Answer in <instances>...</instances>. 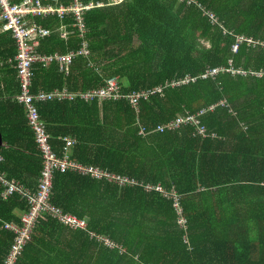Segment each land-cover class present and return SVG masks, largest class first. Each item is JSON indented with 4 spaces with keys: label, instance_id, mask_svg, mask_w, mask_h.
<instances>
[{
    "label": "trees",
    "instance_id": "16d2710c",
    "mask_svg": "<svg viewBox=\"0 0 264 264\" xmlns=\"http://www.w3.org/2000/svg\"><path fill=\"white\" fill-rule=\"evenodd\" d=\"M84 1L104 4L84 15L89 56L76 57L67 75L54 63L33 64V95L63 88L81 94L110 79H117L125 95L196 81L165 87L137 107L125 98L38 102L50 146L60 155L63 138L72 137L73 160L160 185L180 197L182 211L173 198L139 185L55 171L50 202L86 219L87 228L41 213L15 264H264V75L232 73L264 70V0H125L115 6ZM36 22L55 32L39 42L36 53L80 49L76 33L68 39L57 35L59 26L73 23L72 16ZM240 37L259 45L243 42L233 53ZM16 55L12 33L0 29V173L34 192L41 158L17 102ZM214 69L222 71L201 78ZM212 106L199 118L213 138L189 124L158 129ZM3 189L0 181V264L14 237L4 224H20L18 214L28 209L17 193L3 199Z\"/></svg>",
    "mask_w": 264,
    "mask_h": 264
},
{
    "label": "built area",
    "instance_id": "2783aa9c",
    "mask_svg": "<svg viewBox=\"0 0 264 264\" xmlns=\"http://www.w3.org/2000/svg\"><path fill=\"white\" fill-rule=\"evenodd\" d=\"M53 1V2H52ZM59 0H51V3H43L42 0H23L20 4H13L11 0H0V23L2 30L10 31L13 35L17 46V55L15 57L17 61V69L19 75V94L17 102L22 105L25 111V117L29 129L33 132L34 141L41 158V172L38 178V184L34 192L28 191L13 181L7 180L4 175L0 173V181L2 182L4 189L1 193L3 199H7L13 193H17L23 196L27 201L28 209L23 212L20 217V224L13 223L4 224V228L11 230L14 233L12 243L9 247L8 256L4 260L3 264H15L17 258L21 255L23 247L30 240V233L38 216L41 213H48L55 219L59 220L65 225H70L74 228L86 229V219L76 217L71 213H66L60 208L54 206L50 202L52 177L55 171L60 173L72 172L79 176H85L95 179H105L106 181L120 186H140L145 192H156L164 194L166 197L173 198L174 207L181 213L182 208L180 206V197L174 192L166 193L160 185L139 184L134 179L128 177L118 176L112 173L102 172L99 168L90 166H83L77 161L71 158L70 148L75 145L76 140L72 137L63 138L65 145L60 155H57L51 148L49 143V135L46 132L45 125L39 118L35 104L38 102L74 100L76 98L83 99L85 101H92L97 99L103 101L107 99H119L125 98L134 106L137 107L141 99H148L150 95L155 92L163 90L165 87L179 86L184 83L196 81V79L185 78L184 80L174 81L168 83L165 86L155 87L152 90L144 91L135 94L125 95L121 92L117 79H110L106 82V86L99 90L88 91L81 94H72L63 88L61 90L55 89L51 92H39L33 95L31 93V68L33 64H40L43 68L48 67L54 63L58 66L60 73L67 75L73 60L78 56L88 57L90 52L87 45L86 30L84 15L89 11L103 7L102 3H86L84 0H71L70 4L64 5L58 3ZM125 0H108V6L119 5ZM187 1L188 5H196L195 0H180L179 2ZM198 5V4H197ZM72 16L73 23L70 25H62L57 28V32L60 38L67 39L71 31H68V27L75 28L78 38L82 40L80 49L77 51H70L63 54H41L36 53L35 49L39 42L49 37L52 30L38 24L35 20L46 19L49 17H56L60 21H63L66 17ZM214 18V17H213ZM73 32V31H72ZM247 43L252 47H257L259 43L252 42L250 39L243 37L238 38L237 44L232 47V52L236 53L241 43ZM263 46V45H260ZM90 66V64L88 65ZM222 70H208L201 76L205 78H215ZM232 73H238L242 75H253L261 77L264 75V70L261 71H245V70H233ZM221 106L225 105V101L218 103ZM213 109V106L209 109L201 110L196 114H188L186 116H177V118L168 125L161 126L158 129L163 130L165 128L177 129L181 125L189 124L194 126L198 130V134L203 137L213 138L215 133L209 132L205 125L201 124L200 116L205 114L208 110ZM3 162V158L0 157V164ZM92 237H97L93 232H90ZM99 240L104 241L105 244L112 246L113 243L104 237H97Z\"/></svg>",
    "mask_w": 264,
    "mask_h": 264
},
{
    "label": "crops",
    "instance_id": "0c3cea01",
    "mask_svg": "<svg viewBox=\"0 0 264 264\" xmlns=\"http://www.w3.org/2000/svg\"><path fill=\"white\" fill-rule=\"evenodd\" d=\"M22 1H23V0H20L19 2L14 3V2H12V0H11V2H12L13 4H20V3H22ZM43 3H46V1L44 0ZM98 3H100V2H98ZM102 4H103V3H102ZM84 18H85V17H84ZM35 21H36V20H35ZM0 29H1V28H0ZM68 31H71L70 35H71L72 33H76V32H77V31L72 32L71 29H68ZM52 33H55V32H52ZM52 33H51V34H52ZM51 34H50V35H51ZM57 35H58V34H57ZM70 35H68V37H70ZM67 39H68V38H67ZM87 45H88V43H87ZM231 49H232V48H231ZM234 74H236V73H234ZM174 87H175V86H174ZM72 147H73V146H72ZM72 147L70 148V153H71ZM71 157H72V155H71ZM3 162H4V161H3ZM76 175H78V174H76ZM78 176H79V175H78ZM11 181H13V183H16V184L19 185L20 187H22V188H24V189L30 191V189L26 188L22 183L17 182V181H14V180H11ZM22 214H23V212L19 213L18 215L21 217Z\"/></svg>",
    "mask_w": 264,
    "mask_h": 264
},
{
    "label": "water",
    "instance_id": "95a60500",
    "mask_svg": "<svg viewBox=\"0 0 264 264\" xmlns=\"http://www.w3.org/2000/svg\"><path fill=\"white\" fill-rule=\"evenodd\" d=\"M2 143H3V140H2V135L0 133V148H1Z\"/></svg>",
    "mask_w": 264,
    "mask_h": 264
}]
</instances>
